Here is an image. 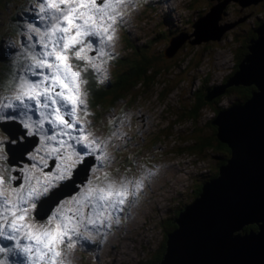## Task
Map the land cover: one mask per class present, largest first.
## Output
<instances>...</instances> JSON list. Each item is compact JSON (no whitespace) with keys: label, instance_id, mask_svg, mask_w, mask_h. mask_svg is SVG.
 I'll return each mask as SVG.
<instances>
[{"label":"rangeland","instance_id":"374dc122","mask_svg":"<svg viewBox=\"0 0 264 264\" xmlns=\"http://www.w3.org/2000/svg\"><path fill=\"white\" fill-rule=\"evenodd\" d=\"M28 2L31 3L23 7L25 12L19 13L28 15L30 12L35 14L38 6L44 0ZM173 2L175 5L173 34L164 35L161 40L156 41L154 46L157 49L159 42V46L162 47L164 43L168 44V40L170 42V38L174 37L172 39L174 45L166 50L171 53L174 46L178 45L184 38V41L173 53L176 63L178 62L177 59L182 58L181 54L187 57V60L178 66L179 70L175 76L177 79L171 82V86L177 85V87L168 95L167 93L162 95V91H167L168 84L166 81L165 84L158 85L162 78L161 76L157 77L153 81L156 82V90L150 91L153 96L143 92L133 100V96L127 95L117 101L110 111L113 114L108 118L105 117L107 106L99 107L98 105L95 107L91 103L90 106L88 104L91 115L84 117L80 113L81 118L85 121L87 130L93 133V137L103 142L104 150L109 159L104 161L105 166L101 167V162L98 159L99 152H97V159L95 160L92 157H86L84 164L90 163L88 174L84 173V168H82V172L77 174L75 179L60 182L58 188L53 190L54 194H50L49 198L42 199L29 214V222L41 225L46 224L50 214L61 206L64 210L76 208L77 205L73 198L79 197L90 181L102 185L105 172L111 173L112 177L117 180L125 174L129 179L144 177V187L137 197L132 198L131 202L125 205L123 212L119 215V223L113 219L111 227L102 228L100 231H85V235L89 236L87 242L77 241L71 248L63 247L61 251L64 254V264H143L163 240L164 232L172 226L178 211L185 203L191 201L201 188L202 181L217 172L219 158L215 154L216 151L200 149L192 153L187 147L190 141L187 138L192 135L188 128L194 122H189L183 118V111L186 108L185 105L192 99L194 86L202 82L204 73H208L209 82L207 83L212 87L221 84L225 89L227 85H230L224 79L235 65V58H232L233 49L237 48L243 35H247L249 31L254 34L256 25L261 26L260 23L264 22V0L248 5H241L235 0H228V3L222 8L220 7L224 2L219 4L217 0H172L171 3ZM135 3L137 0L129 1L124 7H140L139 4ZM0 6H2V2H0ZM209 7L210 11H207ZM161 10H163V6H159L157 12L150 16L149 12L146 13L145 16H148L146 21L143 20L142 11L137 12L138 15L136 14V18L128 23L126 31L132 37H134L133 34H138L137 38L142 40L143 32L147 31V29L143 30V25L152 30L160 28L154 22L159 20ZM6 15H10V13L1 16L2 19ZM205 17L221 27L216 31L217 34H220L218 39L216 37L209 38L210 31L205 28L207 25L203 22ZM2 19L0 18V53H3L4 56L1 54L0 56L7 58L8 67L0 70V76L7 77L9 86L0 90V104L9 102L15 104L13 98L4 97V95H10L13 91L16 94V88L12 86L13 81L25 78L33 81L37 79L29 72V69L34 65L31 57L34 55L39 57L43 48L39 39L34 37V33L28 27L32 25L31 23L27 22V28L23 26L19 32H11L4 28ZM160 22L164 26L166 24V29L169 28L168 22L165 23L163 20ZM222 28L225 29L224 32L221 31ZM26 37L27 39H25ZM199 38L202 41H199ZM127 42L122 39L120 42L121 50L115 53V58L112 56L108 58L111 60L112 75L116 72L115 64L121 55L128 51ZM108 46L109 43L105 44L104 48ZM194 53L199 54L197 61L190 59ZM72 63L80 65V62L78 64L75 60ZM96 63L100 70L92 71L95 74V82L100 83L98 77L108 75L109 68L106 61ZM124 64L120 62L118 67ZM178 81H181L180 84H175ZM232 98V95H224L222 104L217 105H230ZM209 106L213 107L209 104L203 108V116L195 120V123L199 121L203 123L196 124L197 127L193 128L195 136L201 133L204 135L215 133L211 124L206 122V119L213 115ZM103 109L104 112L101 114L100 110ZM13 111L14 109L4 108L5 119L0 120V170H3L5 179L9 176L16 178L11 182L12 188H19L23 184L27 190L28 176H33L34 184L35 179L42 180L45 174L51 175L55 172L54 165L59 166L61 162L57 161L56 164L45 167L39 162L36 164L27 162L25 157L17 159L15 162L11 159L10 155L18 158L22 153V146L25 144L28 146L34 141V137L27 138L22 133L18 116L11 120L8 119L9 113ZM30 115L31 120L27 122L32 123L33 127L27 129V132H32L35 129L39 132L34 123L39 119L38 114L33 111ZM100 115L101 121H99ZM119 115H121L119 119L121 126L116 125L113 131H109ZM24 120L26 118L21 119V121ZM44 127L48 130V135L53 134V130L47 122ZM28 140L29 143H27ZM41 140L42 135L39 134L37 144L28 148L30 155H37L33 152L36 151ZM118 143L121 144L116 149ZM53 144L55 145V143ZM9 148L16 149V151H10ZM79 150V146H77V151ZM133 153L137 154L132 157ZM33 165L36 167L34 168ZM25 166L26 168L23 169ZM14 170L19 172H14ZM20 176H24L25 179L20 180ZM74 185H79L77 186L79 188L61 197L49 212L48 208L62 191H69L74 188ZM177 206L180 207L177 208ZM46 212H49V216L44 218ZM50 227H55V221ZM81 231L84 229L81 228ZM23 242L27 243L28 241ZM12 243L14 242L0 238V246H11ZM5 255H10L9 264H29L22 254H0V257Z\"/></svg>","mask_w":264,"mask_h":264},{"label":"snow or ice","instance_id":"6c2138e0","mask_svg":"<svg viewBox=\"0 0 264 264\" xmlns=\"http://www.w3.org/2000/svg\"><path fill=\"white\" fill-rule=\"evenodd\" d=\"M128 3L129 0H44L40 4L39 12L44 15L38 18L49 23L40 37L42 54L31 57L34 65L29 72L37 79L12 82L16 103L0 104V120L5 119L4 108L14 109L8 119L25 117L21 121L23 127L32 129L33 124L27 121L31 120V112L37 113L39 119L34 122L39 129L37 134L43 133L42 139L48 142L38 152L51 153L61 163L54 165L55 172L45 174L42 180L35 179L34 184L33 176H28L27 190L23 184L12 188L11 182L16 178L5 179L0 170V238L14 242L11 246H0V254H22L29 264H64L63 247L71 248L77 241L87 242L89 236L85 231L111 227L113 219L119 223L125 205L144 187L143 176L129 179L125 174L117 180L105 172L102 185L90 181L81 195L73 198L76 208H57L46 224L29 222V214L37 203L54 194L60 182L70 180L73 170L86 157L95 160L99 152L101 167L109 159L103 142L93 137L81 118L80 113L84 117L91 113L84 100L86 93L80 86L87 83L84 73L100 70L88 52L94 51L101 59L110 58L104 45L114 40L115 27L123 16L121 8ZM28 27L32 32L40 31L32 25ZM90 38L96 39L95 47ZM73 60L82 64L74 65ZM8 86L7 77L0 76V90ZM46 122L53 130L51 135L44 127ZM27 134L31 135V131ZM39 159L47 167V161L43 157ZM19 179L23 181L25 177ZM53 221L55 227H50ZM9 259L10 255L0 257V264H9Z\"/></svg>","mask_w":264,"mask_h":264},{"label":"water","instance_id":"95a60500","mask_svg":"<svg viewBox=\"0 0 264 264\" xmlns=\"http://www.w3.org/2000/svg\"><path fill=\"white\" fill-rule=\"evenodd\" d=\"M227 1L217 0L219 4L224 2L220 8ZM235 1L248 5L259 0ZM254 31L258 36L247 41L249 51L227 82L253 83L256 88L243 104L220 107L212 120L218 126L217 137L230 147V155L218 165L214 176L202 182L199 193L178 211L173 220L176 227L167 233L162 256L149 264H264V24ZM219 35L208 36L218 39ZM173 38L164 52L174 45ZM183 41L184 38L171 53ZM213 87L207 88L208 99L224 89L221 84ZM26 147L22 146V155L17 159L25 157L27 161ZM84 162L73 170L71 179L76 178L82 166L88 174L90 163ZM77 186L69 191L62 189L49 212ZM249 223L256 227L243 229Z\"/></svg>","mask_w":264,"mask_h":264},{"label":"trees","instance_id":"16d2710c","mask_svg":"<svg viewBox=\"0 0 264 264\" xmlns=\"http://www.w3.org/2000/svg\"><path fill=\"white\" fill-rule=\"evenodd\" d=\"M28 1L31 0H0V2H2V6H0V18L2 19L1 16L10 13V15H6L2 19L4 28L9 29L11 32H19L20 29H22L23 26L26 27L27 26L26 23L29 22L32 24V26L39 28L40 30L42 29L40 22L38 20L39 19L38 17L40 16V14H38L40 6H38L35 14H32L30 12L28 15L19 13V12H23V13L25 12L23 7L31 3ZM148 12L150 16L152 15V13H154V10L152 8H148L146 10V13ZM146 19H148V16L143 17V20L146 21ZM162 19L163 22L165 23L174 22L173 20L169 21L171 19L169 13H166ZM154 23L156 26L160 28L152 30L151 28H146L143 25V30L147 29V31L143 32L142 40H139L137 38L138 34H133V36L136 37L134 38L127 31L123 33L122 39L130 43L129 45L128 42L126 43V48H128V51L125 54L121 55L119 61L115 64L116 72L108 80L106 81L103 80L100 83H96L94 78L95 75H93L91 72L86 73L88 76L87 87H88L89 101L91 105L92 106L94 105L95 107H97L98 105L99 107L103 105H105V107L107 106L108 108L106 109L107 112L105 114V117L108 118V116L112 115L113 113L110 111L116 105L117 101L125 98L127 95L133 96L132 99L135 100L138 94H141L143 92H145L144 94H146V93H150V91L152 90L153 91L156 90L155 89L156 82L153 81L157 77L161 76L162 78V80L158 82V85L161 83L163 85L165 84L166 81L168 84L167 91L166 92L162 91L161 92L162 95H165V93H167L168 95L174 88L177 87V85L171 86L172 85L171 82H174L177 79L175 78V76H176V72L179 70L178 66H180L179 64L182 65V62H185L187 60V57L184 54H181L182 58L177 59L178 60L177 63L174 62L175 60L173 57L174 52L169 54L167 52H164L167 43H164V46L160 47L158 42L157 49H155L154 45L156 41L161 40L164 35L170 36L171 34H173L174 26L173 24L169 25V28H167L168 29L167 30L165 28L166 26L165 23H164L165 26L158 21ZM257 27H259V24L256 25V28ZM257 36L258 34L256 32L253 34V32L251 31H249L247 35L242 36L241 42H239L237 48L233 49L232 58H235L234 59L235 65L231 68L230 72L228 73V76H226V78L224 79L225 81H228V78L231 75H233V73L238 69V62L241 61L242 58L248 53L249 49L247 46L249 42L247 41H250V38H256ZM187 40H189V38H187ZM0 54L3 55V53ZM6 59H7L6 57L2 58L0 56V70L8 67ZM190 59L191 61H197L199 59V54L194 53L193 55L190 56ZM120 62H123L125 64L121 67H118ZM77 63L79 64V62ZM201 80H202L201 83H197L196 86H194L195 88H193L192 99L185 105L186 108L183 111V115H184L183 118H186L189 122H194L188 128V131L192 135L191 137L187 138L190 140L187 147L191 150L192 153L200 149L202 150L208 149L211 151H216L215 154L216 156H218L219 164H220L222 162H225L226 158L230 155L231 150L226 142L220 140L217 137L218 126L217 124L212 123V120L215 117L216 113L219 111V108L224 107L217 104H222L224 95L233 96V98L231 99L233 105L234 104L239 105L240 103L243 104V102L248 97H250L252 89L256 88V86L253 83H246V84L230 83V85H227L225 89H223V92L220 91L219 94H216L208 99L207 88L210 87L211 89L212 86L208 85L207 83L209 82V77L207 72L204 73ZM180 82L181 81H178L175 84H180ZM132 88L133 90H135L134 92H132L133 91ZM141 88H143V90H141ZM150 96H153L152 92L150 93ZM103 101H105V103H103ZM178 103L180 105H183L181 102ZM209 104L213 105V107L209 106V108L213 112V115L207 118L206 122L211 124L213 128V132L215 131V133L213 135L211 134L204 135V133H201L195 136L193 134L194 133L193 128L197 127L196 124H203L201 121L195 123V120H198V118L203 116L202 109L208 106ZM228 106L229 105L227 104L225 108ZM103 112L104 109L100 110L101 114ZM120 117L121 115H119V117L114 120V126L115 124H119ZM99 121H101V115L99 117ZM27 143H29V140L27 141ZM135 155H132V157H134ZM10 157L13 161L17 159L12 155H10ZM199 191L200 189L198 190L197 193H199ZM179 207L180 206H177V208ZM175 225L176 224L172 222V226L166 229V231L163 234V240L160 241V243L156 246V249L153 252V254L150 256L149 259L144 261L143 264H148L160 259L162 253L165 250V244H166L165 241H166L167 233L172 228H174ZM255 227H256L255 223H249L245 225L243 229H251Z\"/></svg>","mask_w":264,"mask_h":264},{"label":"bare ground","instance_id":"6f19581e","mask_svg":"<svg viewBox=\"0 0 264 264\" xmlns=\"http://www.w3.org/2000/svg\"><path fill=\"white\" fill-rule=\"evenodd\" d=\"M203 22H204V24H206L207 26H205V28L207 29V30H209L210 31V35L209 36H216L217 35V32L216 31H218L219 30V25H217L216 23H212V20L211 21H209V20H206V19H203ZM207 23H209V24H207ZM25 146H27L26 144H25ZM31 146V144L30 145H28L26 148H29ZM19 147V146H18ZM9 150L10 151H16V149H13V148H9ZM82 168H83V166L80 168V170L78 171V175H79V173H80V171L82 170ZM77 175V174H76ZM75 179V178H74ZM67 190H69V189H67ZM63 192V191H62ZM45 205V204H44ZM40 211H41V207H40Z\"/></svg>","mask_w":264,"mask_h":264},{"label":"clouds","instance_id":"9594fccd","mask_svg":"<svg viewBox=\"0 0 264 264\" xmlns=\"http://www.w3.org/2000/svg\"><path fill=\"white\" fill-rule=\"evenodd\" d=\"M166 13H169V12H164V13H162V12H160L159 13V20H158V22H160L161 20H163L162 18H163V16L166 14ZM170 14V13H169ZM170 17H171V19L169 20V21H171V20H175V18H174V14L173 15H170ZM169 23V22H168ZM171 24H173V23H169V25H171ZM261 24H264V23H261ZM168 43H169V40H168ZM37 137L35 136L34 137V144H37ZM39 146H40V143H39Z\"/></svg>","mask_w":264,"mask_h":264},{"label":"flooded vegetation","instance_id":"af4514ba","mask_svg":"<svg viewBox=\"0 0 264 264\" xmlns=\"http://www.w3.org/2000/svg\"><path fill=\"white\" fill-rule=\"evenodd\" d=\"M53 160H54V164H56V162H57V159H55L54 157H53ZM26 168V166L23 168V169H25ZM22 169V170H23ZM217 170H218V168H217ZM14 172H19L18 170H14ZM216 174V172L215 173H213L212 175H210L208 178H210V177H212V176H214ZM206 180V179H205ZM200 186H201V184H200Z\"/></svg>","mask_w":264,"mask_h":264}]
</instances>
